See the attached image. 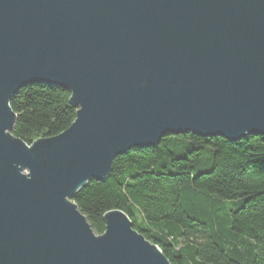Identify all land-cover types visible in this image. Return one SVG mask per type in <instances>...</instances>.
<instances>
[{"label":"water","instance_id":"water-1","mask_svg":"<svg viewBox=\"0 0 264 264\" xmlns=\"http://www.w3.org/2000/svg\"><path fill=\"white\" fill-rule=\"evenodd\" d=\"M71 92V127L12 135L16 92ZM264 137V0H0V264H171L108 212L96 235L73 198L165 135Z\"/></svg>","mask_w":264,"mask_h":264},{"label":"trees","instance_id":"trees-1","mask_svg":"<svg viewBox=\"0 0 264 264\" xmlns=\"http://www.w3.org/2000/svg\"><path fill=\"white\" fill-rule=\"evenodd\" d=\"M70 99L44 84L16 92L12 135L30 146L64 133L76 119ZM109 176L73 198L96 235L121 211L171 264H264V137L165 135L117 157Z\"/></svg>","mask_w":264,"mask_h":264}]
</instances>
